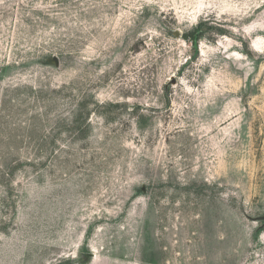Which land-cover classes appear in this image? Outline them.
<instances>
[{
	"label": "rangeland",
	"instance_id": "obj_1",
	"mask_svg": "<svg viewBox=\"0 0 264 264\" xmlns=\"http://www.w3.org/2000/svg\"><path fill=\"white\" fill-rule=\"evenodd\" d=\"M0 264H264V0H0Z\"/></svg>",
	"mask_w": 264,
	"mask_h": 264
},
{
	"label": "trees",
	"instance_id": "obj_2",
	"mask_svg": "<svg viewBox=\"0 0 264 264\" xmlns=\"http://www.w3.org/2000/svg\"><path fill=\"white\" fill-rule=\"evenodd\" d=\"M193 36H194L193 32L184 34V38L187 39V40L192 39Z\"/></svg>",
	"mask_w": 264,
	"mask_h": 264
},
{
	"label": "water",
	"instance_id": "obj_3",
	"mask_svg": "<svg viewBox=\"0 0 264 264\" xmlns=\"http://www.w3.org/2000/svg\"><path fill=\"white\" fill-rule=\"evenodd\" d=\"M176 33H178V32H176Z\"/></svg>",
	"mask_w": 264,
	"mask_h": 264
}]
</instances>
